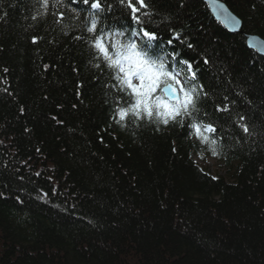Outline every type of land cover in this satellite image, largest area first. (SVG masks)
I'll use <instances>...</instances> for the list:
<instances>
[{
  "label": "trees",
  "instance_id": "16d2710c",
  "mask_svg": "<svg viewBox=\"0 0 264 264\" xmlns=\"http://www.w3.org/2000/svg\"><path fill=\"white\" fill-rule=\"evenodd\" d=\"M221 1L238 32L202 0H150L160 46L209 94L197 122L216 128L213 156L187 127L113 122L122 94L93 66L87 5H71L77 19L55 0L47 14L42 0H2L0 264H264V57L243 36L264 40V0ZM108 2L100 26L127 28L130 9ZM170 28L186 43L169 46ZM206 157L222 174L194 160Z\"/></svg>",
  "mask_w": 264,
  "mask_h": 264
},
{
  "label": "snow or ice",
  "instance_id": "6c2138e0",
  "mask_svg": "<svg viewBox=\"0 0 264 264\" xmlns=\"http://www.w3.org/2000/svg\"><path fill=\"white\" fill-rule=\"evenodd\" d=\"M81 2L89 7L90 20L85 24V30L89 34L86 43L90 52L94 53L97 61L93 66L103 72L108 70L114 83L111 87L121 93L120 102L113 110V122L120 127H126L131 120L133 123L147 122L156 126L190 129V135L194 136L201 144L206 146L213 156L219 155L216 145L217 140L207 133H215L216 128L211 123L197 122V116L201 112L200 105L205 102L208 92L204 86L198 83L193 64L186 59H178L180 53L168 52L160 46V37L157 31L151 28L152 12L150 0H119V4L130 9L131 22L125 28H110L107 25L100 26V17L106 11H111L113 5L108 0H55L53 8L57 5L65 6L73 12L77 19L80 13L71 5ZM2 3V0H0ZM216 15L221 18L225 26H231V30H238L242 21L228 12L222 4L215 3ZM41 7L47 14L49 0H42ZM255 8V5H253ZM57 16V23L64 19V12L53 13ZM6 15V13H5ZM4 17L0 16V19ZM33 19H36L34 16ZM135 25V28L132 25ZM173 35L167 44L171 46L174 40L181 44L186 43V38L181 39L182 33L170 28ZM76 40H84L83 36L74 37ZM37 38H33L36 43ZM189 49L193 48L187 43ZM207 64V58L203 61ZM175 65V68L173 67ZM47 68V65H45ZM8 71L7 68L4 69ZM203 98V99H202ZM225 100L228 98L225 97ZM23 111V109H21ZM216 112H229V107L217 105ZM207 116V113H204ZM56 119V117H52ZM246 117H239V127L244 133H249ZM61 123L60 121H57ZM173 151H176L174 148ZM39 175V173H37ZM44 193V196H47ZM43 198V197H41Z\"/></svg>",
  "mask_w": 264,
  "mask_h": 264
},
{
  "label": "water",
  "instance_id": "95a60500",
  "mask_svg": "<svg viewBox=\"0 0 264 264\" xmlns=\"http://www.w3.org/2000/svg\"><path fill=\"white\" fill-rule=\"evenodd\" d=\"M203 2L206 3V5L208 6L209 11L211 12L214 19L219 21L225 28H227L228 31L238 32L241 29V24L238 26V30H231V26H225V24H223L221 22V18L216 15V8L213 5V0H203ZM215 3L222 4L225 8H227L228 12L233 14L230 11V9L222 1L215 0ZM233 15H235V14H233ZM243 36L245 37L246 46L249 49L255 50L259 55L264 57V40L262 38H260L259 36L255 35V34H250V33L249 34L243 33Z\"/></svg>",
  "mask_w": 264,
  "mask_h": 264
},
{
  "label": "rangeland",
  "instance_id": "374dc122",
  "mask_svg": "<svg viewBox=\"0 0 264 264\" xmlns=\"http://www.w3.org/2000/svg\"><path fill=\"white\" fill-rule=\"evenodd\" d=\"M198 164L205 167L211 174H222V165L213 158L206 157L204 160L194 159Z\"/></svg>",
  "mask_w": 264,
  "mask_h": 264
}]
</instances>
